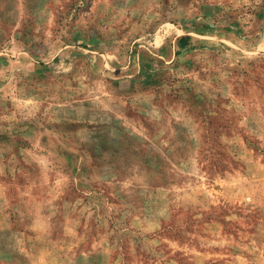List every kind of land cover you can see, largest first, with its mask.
I'll use <instances>...</instances> for the list:
<instances>
[{
  "label": "rangeland",
  "instance_id": "obj_1",
  "mask_svg": "<svg viewBox=\"0 0 264 264\" xmlns=\"http://www.w3.org/2000/svg\"><path fill=\"white\" fill-rule=\"evenodd\" d=\"M0 264H264V0H0Z\"/></svg>",
  "mask_w": 264,
  "mask_h": 264
},
{
  "label": "trees",
  "instance_id": "obj_2",
  "mask_svg": "<svg viewBox=\"0 0 264 264\" xmlns=\"http://www.w3.org/2000/svg\"><path fill=\"white\" fill-rule=\"evenodd\" d=\"M190 37L189 36H182L179 40L181 47H186L189 44Z\"/></svg>",
  "mask_w": 264,
  "mask_h": 264
}]
</instances>
